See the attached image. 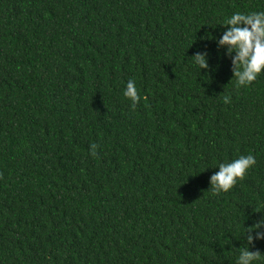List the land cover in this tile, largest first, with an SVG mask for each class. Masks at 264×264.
<instances>
[{"label": "trees", "instance_id": "trees-1", "mask_svg": "<svg viewBox=\"0 0 264 264\" xmlns=\"http://www.w3.org/2000/svg\"><path fill=\"white\" fill-rule=\"evenodd\" d=\"M237 11L264 0H0V264L264 253L246 235L264 219V73L237 88L208 39ZM248 154L244 179L214 193L219 163Z\"/></svg>", "mask_w": 264, "mask_h": 264}, {"label": "clouds", "instance_id": "clouds-1", "mask_svg": "<svg viewBox=\"0 0 264 264\" xmlns=\"http://www.w3.org/2000/svg\"><path fill=\"white\" fill-rule=\"evenodd\" d=\"M220 25L225 27L222 35H210L214 39L217 50L224 49V53L231 59L233 77L237 88H247L264 73V11L248 13L234 12L224 19ZM192 63L200 70L210 67V54L205 49L197 51L192 57ZM123 95L131 100L134 108L141 100V95L134 79L127 81ZM224 102L229 103L230 97L225 96ZM95 155L96 145L91 146ZM256 164L252 154L241 155L230 162H220L219 171L211 176V187L214 193L228 192L237 183L243 180L249 169ZM249 245L255 240H264V219L256 221L246 233ZM264 259V253L242 248L236 264H257Z\"/></svg>", "mask_w": 264, "mask_h": 264}]
</instances>
